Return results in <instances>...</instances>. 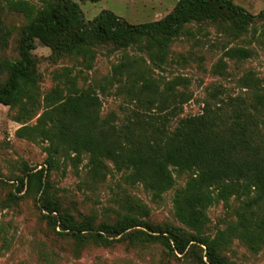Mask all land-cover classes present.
<instances>
[{
    "label": "trees",
    "instance_id": "trees-1",
    "mask_svg": "<svg viewBox=\"0 0 264 264\" xmlns=\"http://www.w3.org/2000/svg\"><path fill=\"white\" fill-rule=\"evenodd\" d=\"M37 1L40 6L26 0H5L2 7L21 14L26 21L20 31L18 59L0 60V74H6L0 85V105L9 108L29 98L36 84L32 57L35 41L52 47L61 43L62 37H69L64 43L66 50L81 55L89 46L104 42L125 48L146 39L149 58L163 60L169 44L189 23L228 21L234 36L252 28L255 40L264 47V10L252 15L230 0H178L162 19L141 24H129L110 11L86 21L72 0ZM256 25L259 29H255ZM10 35V28L0 19V51L7 46ZM251 55L242 47L224 52L225 57L232 59ZM123 70L127 72L125 80L131 82L127 92L136 96L140 104L139 111H133L121 123L113 113L102 116L100 99L91 90L45 97L46 110L28 130L29 136L47 142L46 166L51 168L57 156L80 164L86 155L91 175L103 177L105 162L109 161L116 171L128 172L125 178L130 184L140 183L154 199L174 187L173 171L189 173L185 186L176 189L172 199L174 217L189 233L177 227L155 229L132 214L123 215L111 225L100 224L97 231L112 238L125 236L131 242L159 238L182 255L188 246H202L201 264H230L221 251L233 238L251 251H258L264 246V89L256 79L247 77L242 88L249 91L248 96L213 95L203 102L199 114L177 119L171 128V122L191 98L185 91L177 90L184 79L167 82L158 91L143 74L127 66L114 67V75H122ZM45 172L41 168L27 173L17 181V192L24 190L28 194L33 189L40 193L41 208L47 213L44 217L49 226L59 228L58 235L78 241L89 237L96 244H109V240L94 232L91 218L77 222L60 209L47 193ZM230 199L237 202L234 208L228 204ZM217 201L231 208L235 220L210 236L205 232L206 211ZM136 208L147 216L144 206Z\"/></svg>",
    "mask_w": 264,
    "mask_h": 264
},
{
    "label": "rangeland",
    "instance_id": "rangeland-1",
    "mask_svg": "<svg viewBox=\"0 0 264 264\" xmlns=\"http://www.w3.org/2000/svg\"><path fill=\"white\" fill-rule=\"evenodd\" d=\"M40 6L37 0H26ZM77 3L83 17L90 21L102 11H110L129 24L149 23L169 14L178 0H99L98 2L72 0ZM246 12L256 15L264 10V0H230ZM0 19L11 30L7 46L0 51V60L18 59L20 31L26 24L19 13L2 9ZM259 29V25L255 26ZM253 29L234 36L228 21L189 23L164 53L163 60H151L146 49V39L125 48L104 42L88 47L77 55L65 48L69 37L61 43L45 47L35 41L32 57L35 61L37 81L29 92L30 97L16 107L0 105V264H201L202 246H188L186 254L173 251L161 239L150 242H131L125 236L112 238L97 231L100 224H114L125 214L136 215L155 229L177 227L189 233L174 217L173 194L185 186L189 173L173 171L175 185L154 199L140 183L130 184L127 171L118 172L106 161L103 177H93L87 166V156L80 164L57 156L51 168L45 164L44 148L47 142L29 136V128L46 110L45 97L52 94L66 96L75 90H91L100 99L101 114L113 113L118 123L133 111H139L136 96L127 92L131 82L126 81V70L114 75V67L123 65L143 74L158 91L165 83L184 79L178 91L191 98L183 105L177 119L199 114L204 101L213 95L217 98L249 95L243 89V79L250 77L264 89V47L255 40ZM242 47L252 52L247 59L224 56L230 48ZM6 74H0V85ZM138 81V79H137ZM140 82L136 83L139 87ZM142 98V97H141ZM45 169L47 193L60 209L77 222L91 218L95 233L109 240V244H96L89 237L82 241L70 236H60L59 228L47 224V213L41 208L40 193L30 190L17 192V181L27 173ZM228 204L234 208L232 199ZM137 206L147 209L144 217ZM208 223L205 232L213 236L234 222L231 208L222 201L215 202L206 211ZM140 230V228H138ZM149 235L160 236L142 229ZM87 236V235H85ZM166 236V234H163ZM221 254L230 264H264V246L251 251L236 238L222 249ZM205 262V258H202Z\"/></svg>",
    "mask_w": 264,
    "mask_h": 264
}]
</instances>
